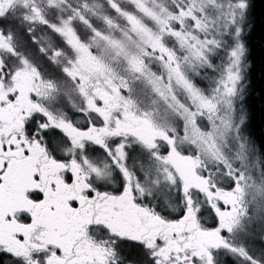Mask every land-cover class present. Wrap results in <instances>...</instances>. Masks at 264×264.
I'll return each mask as SVG.
<instances>
[{"label":"snow or ice","instance_id":"1","mask_svg":"<svg viewBox=\"0 0 264 264\" xmlns=\"http://www.w3.org/2000/svg\"><path fill=\"white\" fill-rule=\"evenodd\" d=\"M249 7L0 0V264H264Z\"/></svg>","mask_w":264,"mask_h":264},{"label":"trees","instance_id":"2","mask_svg":"<svg viewBox=\"0 0 264 264\" xmlns=\"http://www.w3.org/2000/svg\"><path fill=\"white\" fill-rule=\"evenodd\" d=\"M246 32L248 49L245 72V104L249 135L256 141L264 139V0H249Z\"/></svg>","mask_w":264,"mask_h":264},{"label":"rangeland","instance_id":"3","mask_svg":"<svg viewBox=\"0 0 264 264\" xmlns=\"http://www.w3.org/2000/svg\"><path fill=\"white\" fill-rule=\"evenodd\" d=\"M246 28H247V25H246V22L244 24V32L242 33V40L244 42V39H243V35L245 34L246 32ZM221 57L223 56V53L220 54ZM245 63L247 65V61L245 59ZM246 70H247V67H246ZM245 70V72H246ZM203 79V77H202ZM199 83V80L197 81ZM244 85H245V80H244ZM245 92V91H244ZM242 105H243V108L245 109L246 111V115H247V106L245 104V95H244V100L242 102ZM239 103H238V107H239ZM244 132H245V135H249V126H247V120H246V125L244 126ZM251 231V236L247 238V243L251 249V251L259 256L261 254L262 251H264V244L261 243V240H260V237L261 235H264V232H262L259 228V226H256L252 229H250ZM223 259V256L221 257Z\"/></svg>","mask_w":264,"mask_h":264}]
</instances>
